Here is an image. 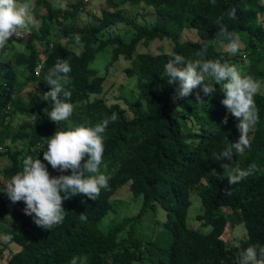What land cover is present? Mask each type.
I'll return each mask as SVG.
<instances>
[{"label": "trees", "instance_id": "trees-1", "mask_svg": "<svg viewBox=\"0 0 264 264\" xmlns=\"http://www.w3.org/2000/svg\"><path fill=\"white\" fill-rule=\"evenodd\" d=\"M106 1L115 9L101 8L97 23L80 25L77 20L83 0L70 4L68 10L55 9L42 0L46 12L40 17L38 29L27 31L26 52L14 54L11 60H0V156H5L9 163L1 176L9 178L20 171L26 156L40 159L50 176L61 174L43 160L48 137L68 126L95 125L103 119L109 123L103 133L104 151L98 170L110 176L108 188L102 189L94 201L82 194L63 199L64 219L50 229L35 225L31 216L22 211L23 202H11L2 192L5 186L0 182V223L10 206L22 211L19 226L6 229L8 240L20 249L0 264H69L72 257L77 258L78 264L80 257L84 258V264H153L149 257L154 256V264H236L244 248L264 246V93L258 92L253 97L258 122L248 134V148L242 153H233L230 163L222 161L229 163V167L244 169L251 164L255 167L249 176L229 186L226 170L212 154L238 138L237 118L227 114V122L221 123L226 108L221 103L223 93L218 84H214L215 91L208 96L197 86L187 98L173 99L175 82L167 84L163 65L169 52L179 53L186 60L197 59L201 45L207 44L205 59H219L261 80L264 78V66H261L264 3L260 0ZM124 3L152 9L153 22L141 23L124 14L118 8ZM232 9H235L234 18L227 14ZM49 20L54 23L52 34L57 32L56 39L49 35ZM116 23L131 27L128 41L119 34L100 36ZM221 25L228 32L246 37L240 39L244 42L243 57H248L247 63H240V55H229L226 50L215 47V41L227 43L219 32ZM184 29L193 30L196 39H181ZM74 34L79 35L78 41L73 39ZM153 39H167L170 50L156 54L136 52L140 42ZM247 39L249 42L245 44ZM36 41L42 43L40 50L35 46ZM77 44H81L80 51L71 47ZM107 45L112 47L107 65L119 56L131 62L124 70L135 77L137 92L133 99L124 98V105L107 104L96 96L102 93L103 76L97 75L89 64L95 53ZM39 54L44 59L35 74ZM57 59L66 60L70 65L69 83L65 88L70 91L69 101L73 104L69 119L59 122L46 117L44 113L49 105L38 95L50 87L43 77ZM16 66L22 68L20 82H17ZM27 85H34L37 91L25 90L23 94ZM197 93L200 101L196 99ZM6 105L9 108L4 111ZM15 113L31 119L23 120L12 129L4 118ZM113 113L115 120L111 119ZM3 133L11 143L26 140L24 147L6 145V139L1 137ZM126 182L133 196H142L137 213L116 221L106 231L100 230L97 224L112 208V195ZM191 190L196 192L203 207L196 220L202 226H210L207 232L186 223ZM155 202L166 212L162 224L166 246H160L159 234L150 240L136 236V224ZM219 207L229 208L236 215L237 223L245 228L246 236L237 241L238 247L237 243L228 246L222 237L228 218L217 212ZM119 233L123 234L118 238Z\"/></svg>", "mask_w": 264, "mask_h": 264}, {"label": "clouds", "instance_id": "clouds-1", "mask_svg": "<svg viewBox=\"0 0 264 264\" xmlns=\"http://www.w3.org/2000/svg\"><path fill=\"white\" fill-rule=\"evenodd\" d=\"M215 3V0H209ZM30 0H0V49L9 44V37L19 35L20 30H28L33 25L30 11ZM228 16L235 17V9ZM219 32L226 37L225 50L236 53L240 48V38L233 32L226 31L223 25ZM73 39L78 41L79 35ZM207 44H202L197 52V59L186 60L179 53L169 52L163 65L167 84L175 82L173 99H184L193 89L199 86L205 96L212 94L214 84L219 85L223 93L222 105L226 115L221 123L227 122V114L236 120L238 138L227 143L222 151L213 153V159L221 162V167L227 172L229 186L238 184L249 176L255 167H229L233 153H242L249 146L248 134L258 122V112L253 97L261 88L260 80L243 73L237 66L221 62L219 59H205ZM71 71L66 60L57 59L48 69L43 81L50 87L47 91L38 93L40 99L49 105L47 116L50 120L67 121L73 113V104L69 101L70 91L65 85L69 83L68 73ZM200 101L199 93L195 94ZM116 119V114L111 116ZM109 120L103 119L95 125L79 124L56 130L46 141L43 160L61 174L50 176L45 164L40 159L26 156L22 161L21 170L12 175L6 183L3 193L15 203L22 201L24 214L31 216L35 225L50 229L60 224L64 219L65 210L62 200L71 195L82 194L95 200L102 189L108 188L110 176L100 172L102 154L104 151L103 133ZM228 161L229 163H223ZM67 171V174L65 173ZM63 193V196L61 195ZM80 218L84 219L80 214ZM9 239L7 234H0V240ZM235 246H239L238 243ZM69 264H78L72 257ZM79 264H84V258H79ZM236 264H264V246L249 245L244 248L236 260Z\"/></svg>", "mask_w": 264, "mask_h": 264}, {"label": "rangeland", "instance_id": "rangeland-1", "mask_svg": "<svg viewBox=\"0 0 264 264\" xmlns=\"http://www.w3.org/2000/svg\"><path fill=\"white\" fill-rule=\"evenodd\" d=\"M51 6L55 9L68 10L70 9L69 5L75 3L77 0H46ZM87 1L82 5L81 11L78 13L77 23L80 25L83 24H94L97 23L99 17V12L101 8L115 9L110 7L106 0H84ZM264 3V0H260ZM23 2V0H20ZM42 0H30L31 3V14L33 16V25L29 27L28 30H20L19 35L9 37V44L6 48L0 49V60H11L14 54L25 53L26 48L24 46V41L27 36V31H36L40 24V17L46 12L45 7L41 3ZM124 14H127L130 17L135 18L138 22L150 24L153 22L155 15L152 9L148 7H143L142 5L131 6L127 3L119 4L118 7ZM261 17V15L259 16ZM51 25L49 35L54 31V23L49 20ZM57 32L52 34L53 38H57ZM109 34H119L125 41H128L132 34V29L130 26L123 23H116L114 25L108 26L100 36L106 37ZM245 37L244 35H239V38ZM195 40L196 35L191 29H184L181 31V39ZM246 38V37H245ZM61 42H66L65 39H61ZM240 48L234 53L240 55V63L245 64L248 61V57H243L245 53L244 42L240 39ZM249 40L245 41V44ZM224 41H215V47L217 49L225 50ZM35 46L38 50L41 49L42 43L39 41L35 42ZM74 50L80 51L82 49L81 44L72 45ZM111 45H107L104 49L95 53L94 60L89 64L90 67L97 71V75L103 76L102 81V93L97 94L96 96L101 97L105 100L107 104H112L114 102L124 105V98L133 99L136 96V87H135V77L129 76L125 73V68L130 67L131 62L119 56L116 61L107 65L110 55H111ZM171 48V43L167 39H153L147 42H140L136 47V52H149L151 54H156L161 51H169ZM229 53V52H228ZM264 53V49L262 51ZM233 55V53H229ZM261 66H264V60L261 61ZM21 67L16 66V72L18 74L17 82L21 81ZM261 88L260 93H264V78L260 80ZM24 90V91H23ZM22 90V93H25V90L37 91L34 85H27ZM94 96H90L92 98ZM47 116V113H44ZM26 119H31L30 117L15 113L12 116H6L4 122L7 123L12 129L15 128L20 122ZM1 129L5 131V127L2 125ZM5 138V133L1 136ZM6 139V145H9L11 148H22L25 145L26 140H17L15 143H11L10 139ZM2 148H4L2 146ZM9 163L5 156H0V182L5 186L9 178H3L1 176L2 169L8 166ZM191 204L188 206L186 211V223L189 227L198 229L201 232H207L210 230V226H202L201 222L196 220V215L201 213L203 207L201 205L200 199L194 190L189 192ZM142 201V196H133L129 191V183L126 182L119 186L114 194L111 197L112 208L108 210L100 219L97 224V227L106 231L113 223L122 219L125 216H133L137 213ZM218 213H224L228 222L225 226L223 233V239L225 240L228 246L237 243V241L246 236V231L242 223H237L235 220L236 215L230 211L227 207H219L217 210ZM22 215L20 208L10 206L7 213L4 216V221L0 223V234H6L9 228L16 229L19 226V219ZM166 220V212L163 210L160 205L155 202L152 209H149L141 218L140 222L136 224V236L138 238H143L144 240H150L155 237L157 234L159 237V244L167 245V236L163 231L162 224ZM30 230V229H25ZM35 230V229H33ZM42 231V230H41ZM24 233V232H23ZM36 233V232H35ZM123 233H119L117 237ZM20 249V246L13 241L0 240V261H7L10 255L17 252ZM152 258L153 264L156 262V256L149 257ZM147 261V259H145ZM133 264H140L139 262H134Z\"/></svg>", "mask_w": 264, "mask_h": 264}, {"label": "built area", "instance_id": "built-area-1", "mask_svg": "<svg viewBox=\"0 0 264 264\" xmlns=\"http://www.w3.org/2000/svg\"><path fill=\"white\" fill-rule=\"evenodd\" d=\"M83 2L86 3L87 1H84V0H83ZM243 56H244V54H243ZM43 59H44V55H43V54H39V61H38V63H37V64L35 65V67H34V73H35V74H38L39 69L42 67ZM8 108H9V106L6 105L4 111L7 110Z\"/></svg>", "mask_w": 264, "mask_h": 264}]
</instances>
